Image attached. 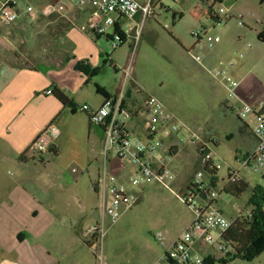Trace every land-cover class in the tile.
I'll return each instance as SVG.
<instances>
[{"label": "crops", "instance_id": "0c3cea01", "mask_svg": "<svg viewBox=\"0 0 264 264\" xmlns=\"http://www.w3.org/2000/svg\"><path fill=\"white\" fill-rule=\"evenodd\" d=\"M5 1L0 0V5ZM137 1L146 4L151 2L153 6L161 3L164 10L158 9L160 12L152 20L144 19L141 14L131 21L121 20L106 35L97 38H91L80 30L92 10L88 2L17 0V10L24 11L27 6H33L34 12L23 14L15 23L0 24V264H97L89 241L84 237V231L101 219L99 211L97 209V212H88L85 207L84 211H76L72 196L76 198L77 189L70 187H77L79 184L87 186L88 190L96 194L99 202L93 187L102 168L107 166L113 174L121 176V179L129 171L121 172L114 157H109L107 162L102 156V130L90 121L89 113L80 110L82 105H77L76 100L80 99L85 89L95 87L97 97H90L82 104L99 108L123 90V105L134 114L128 123V129L135 136L146 140L148 135L144 122L147 114H141L140 111L143 110L145 98L152 94L137 79L134 72L136 58L142 44L152 47L159 44V33L153 25L154 22L158 23V18H167L172 13L174 26L177 19L185 17L183 10L164 6L165 0ZM57 3L64 6L62 13L43 14L47 5ZM197 11L194 18L201 23L200 28L220 37V42L211 49L206 46L200 48L196 43L192 46L190 52L196 56L201 57L197 51L205 52L204 59L201 57V62H198L204 68H208L225 54L228 48L227 34L233 35L235 28L239 30L236 35L240 44L246 39L251 41L250 45L254 44L252 51L251 47L250 52L241 54L242 60L239 63L221 68H226L239 81L236 97L230 98L226 94L223 102V108L230 110L236 118L235 129L242 147L237 150L233 164L227 165V172L230 168L239 170L242 182L249 189L244 172L246 169L254 172L242 166L241 162L255 150L257 139L253 134L252 123L242 120L238 112L244 105L264 111V43L257 39L258 32L264 30V17L256 18L253 25L245 22L248 32H244L241 26L229 23L233 15L228 22L220 25L204 9L200 11L197 8ZM174 13L182 14V17L175 20ZM251 17L254 18V15L251 14ZM123 24L135 29L142 24V30L138 41L133 37L126 40L124 44L128 46L127 61L119 62L116 52L109 55V47L113 35ZM219 25L222 26L220 29ZM131 60L132 69L129 76H126L124 69ZM107 65L113 68L115 75L112 83L104 84L98 76L107 69ZM55 89L65 93L72 106H65L55 93L46 94V91L55 92ZM166 108L171 111L167 106ZM171 112L176 121L200 131L205 140L214 139L216 142L213 152L220 146L222 134L218 125H225L226 116H212L201 123L187 118L178 119L177 114ZM52 123L58 129V134L53 138L54 152L27 153L30 146ZM75 126H79V132L72 130ZM164 144L167 148L172 146L171 165L174 171L178 169L180 172H189L184 156L194 148L198 158L197 146L182 141L179 136L165 139ZM73 149L90 157L91 162L94 160L97 164L96 171L91 164L80 175L68 173L59 162L66 151L71 152ZM96 149L98 152L95 154ZM38 156L44 158V163L38 161ZM178 161L181 163L180 168L176 167ZM218 174L219 171H206V179L226 195H242L226 184L228 173L221 179H218ZM175 175L177 180L178 175ZM151 186L140 191L139 201ZM225 189L231 192H226ZM222 196L221 193L217 205L229 220H234L237 215L234 207L240 205L231 204ZM249 199L242 208H255L249 203ZM228 208L231 209L230 215L225 212ZM68 217L75 221L71 226H68ZM57 223L59 225L55 227ZM175 240L166 245L174 243ZM192 248L194 253L201 255L204 262L228 264L234 261L225 263L227 255L202 242L194 243ZM164 251L165 249L157 253L151 264L161 258Z\"/></svg>", "mask_w": 264, "mask_h": 264}, {"label": "built area", "instance_id": "2783aa9c", "mask_svg": "<svg viewBox=\"0 0 264 264\" xmlns=\"http://www.w3.org/2000/svg\"><path fill=\"white\" fill-rule=\"evenodd\" d=\"M80 3L88 2L91 13L87 21L80 26V30L91 38L104 36L111 27H116L121 20L131 21L138 14L144 19L151 17V2L143 5L137 0H72ZM17 0H6L0 5V24H12L26 13L34 12L33 6H27L24 11L17 10ZM64 6L60 3L49 4L43 9L44 15L62 13ZM215 23L225 24L231 19L229 9L219 6L212 12ZM142 24L136 29L123 24L113 35L112 44L115 48L122 46L126 40H139ZM195 43L203 48H213L220 42V37L211 35L206 29L192 32ZM197 62L201 57L189 52ZM133 60L124 69L129 76ZM216 75L221 79L230 98L236 97L239 81L226 69H220ZM47 95L53 90L46 91ZM123 90L112 99H108L99 108L82 105L80 110L90 114V121L101 128L103 145L101 154L108 162L109 157L118 161L121 172L129 174L121 179L104 166L96 180L93 189L98 194L101 213L100 221L92 224L84 231V237L89 241L97 264H109L104 253V241L109 230L131 210L140 199V191L150 185H159L167 191L173 192L176 175L172 169V146L167 148L165 139L181 137L191 145L197 146L202 153L203 168L198 171L187 184L184 192L178 197L191 209L193 221L174 243L166 245L165 237L159 233L156 238L164 245L165 251L161 258L153 264H204L201 255L193 252V244L202 242L216 248L224 255L232 254L228 243L224 240L227 231L237 219H250L254 207L242 208L235 206L236 218L229 220L217 205L222 190L215 188L206 179V171H219L222 163L214 157L215 140H205L200 131L176 121L174 114L155 96H148L144 100L141 114H147L144 122L147 139L142 140L128 129V123L134 114L123 105ZM242 120H249L253 125V134L257 139L255 150L242 159V166L264 177V111H258L250 105H244L238 112ZM58 134L54 123L48 125L41 136L30 146L27 153H53V138ZM38 161L44 163V158L38 156ZM131 168V170H130ZM226 184L231 185L243 181L237 169H228Z\"/></svg>", "mask_w": 264, "mask_h": 264}, {"label": "rangeland", "instance_id": "374dc122", "mask_svg": "<svg viewBox=\"0 0 264 264\" xmlns=\"http://www.w3.org/2000/svg\"><path fill=\"white\" fill-rule=\"evenodd\" d=\"M223 6L229 9L230 16L233 15L229 23H236L248 32L245 22L255 24L256 18L264 17V0H222ZM146 5L145 2H142ZM164 6H170L175 10H183L185 17L177 19L176 24L172 25V13L167 18H158V23H153L159 33V44L152 47L146 43L140 47V52L136 58L134 72L138 81L152 96L160 99L178 119H192L195 122H203L212 116H226L225 125H218L221 128L222 142L214 151V157L220 159L222 168L219 170L218 179L226 176L229 164H233L237 150L242 149L239 136L236 132L237 121L230 110L223 108L224 99L227 97L221 79L216 75L217 71L225 66L236 65L242 60L241 54H246L254 49L250 45L251 41L238 42L235 28L233 35L227 34L228 48L222 57L216 59L208 68L198 63L189 53L195 43L192 32L201 29V23L194 18L198 12L197 8L207 10V6L200 0H165ZM151 20L156 18L164 10L161 3L159 6L151 4ZM221 5H217L218 8ZM254 15V18L251 17ZM204 22V20H202ZM223 25V24H220ZM218 26L219 29L222 26ZM126 44V43H125ZM115 48L113 44L109 47V55L116 52L119 62H126L128 46ZM204 59L205 52L197 51ZM244 59V58H243ZM205 71H204V69ZM115 73L110 65L99 76V80L104 84L112 83ZM96 96V88L89 87L82 92L77 105H83L84 100ZM100 98V96H98ZM183 119V120H184ZM72 130L80 131L79 126ZM231 135L232 137H228ZM98 152L96 149L95 154ZM196 149L191 148V152L184 156L188 165L189 172L173 171L177 174V180L173 185V192L163 189L159 185H152L144 194L141 201L129 210L120 221L113 226L104 241V253L109 264H151L155 260L157 253L165 249L164 245L157 240L156 236L162 233L166 239L165 243H171L185 228L190 226L194 217L191 209L178 197L184 186L192 180L194 175L201 169L200 158H196ZM196 159V160H195ZM178 160V159H176ZM175 160V161H176ZM195 161V163H194ZM60 165L66 168L71 174L80 175L87 166H91L94 171L97 164L91 158L75 151H66L60 158ZM180 164V165H179ZM178 161L176 167L180 168ZM131 170V168H130ZM244 176L249 183V189L240 197L226 195L222 192V198L231 204L243 206L244 202L251 198L253 193L261 192L264 194V178L258 174L245 170ZM76 198L72 196L73 205L76 211L88 212L99 211L100 204L97 196L87 186L79 184L77 187ZM80 191V192H79ZM230 215L231 209L225 210ZM100 218L101 213L99 211ZM100 221V220H99ZM98 222V221H96ZM68 226L74 224L73 218L68 217ZM59 223H57L58 227ZM228 264H264V250L255 255L251 260L236 258Z\"/></svg>", "mask_w": 264, "mask_h": 264}, {"label": "trees", "instance_id": "16d2710c", "mask_svg": "<svg viewBox=\"0 0 264 264\" xmlns=\"http://www.w3.org/2000/svg\"><path fill=\"white\" fill-rule=\"evenodd\" d=\"M207 6V14L212 19V12L215 10L217 5H221V0H200ZM200 11L203 8H198ZM182 17V14H173V18ZM257 39L264 43V30H261L257 34ZM56 97L62 102L65 106H72L69 98L65 93L59 89H55ZM108 97V96H106ZM54 152V151H53ZM200 165L202 153L199 152ZM230 189H233L238 194H243L248 189V185L244 184L242 181L240 183L231 184ZM226 192H231L228 189H225ZM249 203L255 206V210L252 213L250 219H237L234 221L226 233L224 240L228 243V247L232 250L234 254L230 257V254H227L226 262H231L236 258L251 260L255 255H258L264 250V194L260 191L253 193L252 197L249 199ZM204 264H213L204 262Z\"/></svg>", "mask_w": 264, "mask_h": 264}]
</instances>
